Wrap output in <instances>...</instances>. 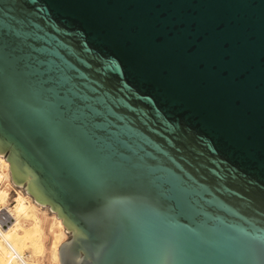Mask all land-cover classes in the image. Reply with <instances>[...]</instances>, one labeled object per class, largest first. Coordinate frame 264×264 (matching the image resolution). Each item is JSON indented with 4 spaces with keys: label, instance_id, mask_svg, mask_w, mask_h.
Segmentation results:
<instances>
[{
    "label": "water",
    "instance_id": "95a60500",
    "mask_svg": "<svg viewBox=\"0 0 264 264\" xmlns=\"http://www.w3.org/2000/svg\"><path fill=\"white\" fill-rule=\"evenodd\" d=\"M0 154L59 264H264V0H0Z\"/></svg>",
    "mask_w": 264,
    "mask_h": 264
},
{
    "label": "bare ground",
    "instance_id": "6f19581e",
    "mask_svg": "<svg viewBox=\"0 0 264 264\" xmlns=\"http://www.w3.org/2000/svg\"><path fill=\"white\" fill-rule=\"evenodd\" d=\"M10 182L9 163L0 154V216L3 219L0 228V264H34L23 250L29 235L23 230L21 219L31 215L33 232L38 234L37 239L42 241L46 235H50L54 246L63 238L64 233L61 230L51 229L47 215L31 214L32 203L27 194L16 191L11 203L8 204ZM57 224L62 228L60 219ZM60 242L63 243L62 240ZM61 243L56 247L58 257Z\"/></svg>",
    "mask_w": 264,
    "mask_h": 264
},
{
    "label": "rangeland",
    "instance_id": "374dc122",
    "mask_svg": "<svg viewBox=\"0 0 264 264\" xmlns=\"http://www.w3.org/2000/svg\"><path fill=\"white\" fill-rule=\"evenodd\" d=\"M10 176V172H9ZM11 179V176H10ZM16 191H21L24 194H27L23 186L16 185L15 183L10 182L9 192H8V200L7 203H11L12 197L15 195ZM29 201L32 203V213H38L41 215H47L49 218V224L51 229L61 230L64 233L62 242L68 240L71 237V233L66 230L63 225L60 228L57 224L58 218L56 213L50 210L47 205H41L37 203L29 194ZM33 215V214H32ZM21 226L25 233L29 235V239L27 240V244L23 247L25 254L29 256V260L34 264H59V257L57 255V249L60 241L57 242V245L54 246L53 238L50 235H46L44 239L38 240V234L33 232V219L32 216H25V218L21 219Z\"/></svg>",
    "mask_w": 264,
    "mask_h": 264
},
{
    "label": "built area",
    "instance_id": "2783aa9c",
    "mask_svg": "<svg viewBox=\"0 0 264 264\" xmlns=\"http://www.w3.org/2000/svg\"><path fill=\"white\" fill-rule=\"evenodd\" d=\"M2 218H1V216H0V228H1V226H2Z\"/></svg>",
    "mask_w": 264,
    "mask_h": 264
}]
</instances>
